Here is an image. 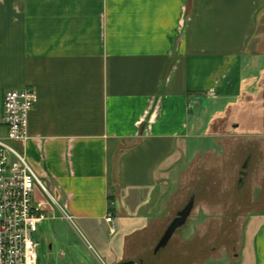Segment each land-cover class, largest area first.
Here are the masks:
<instances>
[{
	"label": "crops",
	"instance_id": "crops-1",
	"mask_svg": "<svg viewBox=\"0 0 264 264\" xmlns=\"http://www.w3.org/2000/svg\"><path fill=\"white\" fill-rule=\"evenodd\" d=\"M263 73L264 0H0V135L5 91L35 89L29 137L12 144L44 181L46 219L58 205L88 225L103 264H264L259 156L234 154L220 176L224 131L245 138L220 119Z\"/></svg>",
	"mask_w": 264,
	"mask_h": 264
},
{
	"label": "built area",
	"instance_id": "built-area-1",
	"mask_svg": "<svg viewBox=\"0 0 264 264\" xmlns=\"http://www.w3.org/2000/svg\"><path fill=\"white\" fill-rule=\"evenodd\" d=\"M38 100L32 87L8 89L3 96L2 124L7 135H0V264H38L39 242L34 234L46 219L45 203L35 192H47L42 178L25 156L12 144L29 137V115ZM114 202L106 217L113 222ZM65 218L72 221V217ZM116 228L113 223L112 229Z\"/></svg>",
	"mask_w": 264,
	"mask_h": 264
},
{
	"label": "rangeland",
	"instance_id": "rangeland-1",
	"mask_svg": "<svg viewBox=\"0 0 264 264\" xmlns=\"http://www.w3.org/2000/svg\"><path fill=\"white\" fill-rule=\"evenodd\" d=\"M224 117L220 120L221 125L223 124L225 127L230 126L229 123L241 121L245 127L239 132L245 138L231 142L235 136L230 135L231 130L224 131L227 133V152L226 164L220 173L221 185H228V175L234 171L233 165L235 166V164L230 162L233 155L236 154V160L241 158L243 161L247 152L251 150L257 154L256 157L259 156L253 160L251 170L256 175L252 174V176L257 180V183L264 185V173H262L264 172V164L260 163L259 159L260 156H263L261 149L264 146V136H259V140L247 138L250 134H264V73L263 75L259 74L253 83L246 85L239 98V103L233 106ZM233 119L235 120L232 122ZM259 124L262 125L261 130H255ZM197 169L187 180L188 186L193 188L200 187L203 185V181L205 182V173H197L203 169L205 171L204 160ZM35 195L36 198H41L39 190H36ZM202 196L204 194L201 193L198 200ZM55 209L58 214L56 219L47 218L41 222L38 231L34 234L35 239L39 242V264H103L96 252L89 247L90 243L95 250H98L88 225L86 226L84 222L78 219L66 220L62 217L58 205L55 206ZM100 229L103 230L102 232L105 230L102 227ZM105 262L109 264L107 259Z\"/></svg>",
	"mask_w": 264,
	"mask_h": 264
},
{
	"label": "water",
	"instance_id": "water-1",
	"mask_svg": "<svg viewBox=\"0 0 264 264\" xmlns=\"http://www.w3.org/2000/svg\"><path fill=\"white\" fill-rule=\"evenodd\" d=\"M244 174H245V170L242 171V175H244ZM193 207H194V199H191L186 204V206L178 212L177 216L171 222V224L167 228L166 232L164 233L163 237L161 238V240L157 244L156 251L159 250L160 248L166 246L167 243L169 242L170 238L172 237L173 233L176 231V229L178 227H181L182 225H184L186 223L188 217L190 216V214L193 210ZM120 264H135V262L134 261H126V262H122Z\"/></svg>",
	"mask_w": 264,
	"mask_h": 264
},
{
	"label": "flooded vegetation",
	"instance_id": "flooded-vegetation-1",
	"mask_svg": "<svg viewBox=\"0 0 264 264\" xmlns=\"http://www.w3.org/2000/svg\"><path fill=\"white\" fill-rule=\"evenodd\" d=\"M135 262V264H141V263H139V262H136V261H134Z\"/></svg>",
	"mask_w": 264,
	"mask_h": 264
}]
</instances>
